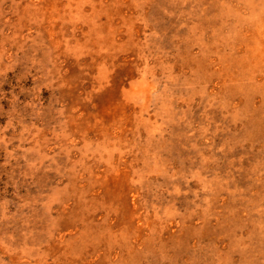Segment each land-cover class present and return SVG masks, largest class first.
<instances>
[{
  "label": "rangeland",
  "instance_id": "374dc122",
  "mask_svg": "<svg viewBox=\"0 0 264 264\" xmlns=\"http://www.w3.org/2000/svg\"><path fill=\"white\" fill-rule=\"evenodd\" d=\"M0 264H264V0H0Z\"/></svg>",
  "mask_w": 264,
  "mask_h": 264
}]
</instances>
